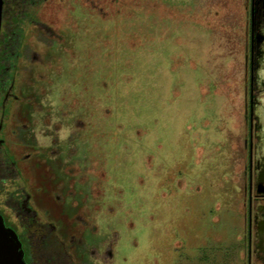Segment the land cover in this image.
<instances>
[{
    "label": "rangeland",
    "instance_id": "374dc122",
    "mask_svg": "<svg viewBox=\"0 0 264 264\" xmlns=\"http://www.w3.org/2000/svg\"><path fill=\"white\" fill-rule=\"evenodd\" d=\"M244 2L45 0L32 9L35 28L20 40L35 71L20 58L0 136L13 121L71 129L57 144L77 152L71 180L89 185L88 212L111 241L106 264H242ZM6 155L28 177L16 143Z\"/></svg>",
    "mask_w": 264,
    "mask_h": 264
},
{
    "label": "flooded vegetation",
    "instance_id": "af4514ba",
    "mask_svg": "<svg viewBox=\"0 0 264 264\" xmlns=\"http://www.w3.org/2000/svg\"><path fill=\"white\" fill-rule=\"evenodd\" d=\"M244 17L246 128L240 256L242 264H264V0H245ZM10 89L3 94L5 102L10 99ZM41 125L38 121H13L11 136H0L3 224L16 235L25 264H106V259L114 258L111 241L105 245L106 239L97 234L94 216L88 212L94 204L89 185L77 177L80 182L71 180L75 166L69 158H75L77 152L57 144L56 125L43 123L44 131ZM2 128L0 121V133ZM6 130L5 126V135ZM38 132L52 137L49 146L37 141ZM10 143H16L19 158L26 164L29 175L24 180L6 155ZM81 186L82 198L73 188Z\"/></svg>",
    "mask_w": 264,
    "mask_h": 264
},
{
    "label": "trees",
    "instance_id": "16d2710c",
    "mask_svg": "<svg viewBox=\"0 0 264 264\" xmlns=\"http://www.w3.org/2000/svg\"><path fill=\"white\" fill-rule=\"evenodd\" d=\"M43 1L45 0H2L0 25V110L5 102L3 101V94L8 87L12 86L14 78H16V71L19 69L21 64L19 62L22 60L20 58L29 55L30 60L26 61L29 66L26 69L29 68L30 72L33 73L35 71V62H32L34 60L33 55L25 52L28 50L27 44H22L20 39L26 26L35 28L34 21L30 17L32 9ZM36 29L39 28L36 27ZM36 37L37 39L38 37L39 39L41 38L42 42L47 41L48 46L52 45L53 41L47 35L44 37V35L40 36L37 33ZM31 52L35 51L31 50Z\"/></svg>",
    "mask_w": 264,
    "mask_h": 264
},
{
    "label": "water",
    "instance_id": "95a60500",
    "mask_svg": "<svg viewBox=\"0 0 264 264\" xmlns=\"http://www.w3.org/2000/svg\"><path fill=\"white\" fill-rule=\"evenodd\" d=\"M2 0H0L1 25ZM0 264H25L19 241L14 232L5 227L0 217Z\"/></svg>",
    "mask_w": 264,
    "mask_h": 264
},
{
    "label": "clouds",
    "instance_id": "9594fccd",
    "mask_svg": "<svg viewBox=\"0 0 264 264\" xmlns=\"http://www.w3.org/2000/svg\"><path fill=\"white\" fill-rule=\"evenodd\" d=\"M70 135H71V129L67 127H62L57 132V136L60 141H66ZM51 140H52V137H43L38 132L37 141L43 144V146L45 147L49 146L51 144ZM97 264H99V262H97Z\"/></svg>",
    "mask_w": 264,
    "mask_h": 264
}]
</instances>
